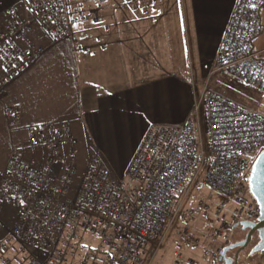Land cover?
Listing matches in <instances>:
<instances>
[{
  "label": "built area",
  "instance_id": "built-area-1",
  "mask_svg": "<svg viewBox=\"0 0 264 264\" xmlns=\"http://www.w3.org/2000/svg\"><path fill=\"white\" fill-rule=\"evenodd\" d=\"M19 1L53 44L69 39L83 22L101 24V14L109 4V0ZM155 2L115 0L113 5H136L144 10L147 3ZM250 3L257 7H250ZM263 8L264 0L235 1L210 74L228 75L262 96L264 50L256 49L255 42L263 31ZM0 37L11 40L7 46L0 44L1 86L25 73L45 49L35 42L30 20L14 7L8 9L7 21L0 24ZM201 111L205 115L203 134ZM13 113L6 112V118L18 126L20 114ZM262 151L264 117L207 88L185 122L149 127L119 180L114 179L109 162L101 155L82 163V151L69 124L31 127L25 141L12 146L4 183L10 186L9 180L24 181V172L43 167L54 170L56 180L47 181L48 189L31 197L25 195L28 203L23 208L0 190V211L6 203L18 207L17 223L11 230L4 233L0 221V264H68L70 256L88 239L96 241L99 251L113 264H144L145 253L150 248L154 254L158 252L175 228L182 231L177 245L180 252L199 247L196 226L203 222L208 228L206 237L220 246L204 248L205 257L218 261L230 245L231 232L242 222H257L260 217L248 179L254 158ZM200 184L207 197L186 208L190 193ZM41 199L45 201L42 205L38 203ZM85 249L83 264L102 261L90 253L91 248ZM34 250L47 253L40 258L31 254Z\"/></svg>",
  "mask_w": 264,
  "mask_h": 264
},
{
  "label": "crops",
  "instance_id": "crops-1",
  "mask_svg": "<svg viewBox=\"0 0 264 264\" xmlns=\"http://www.w3.org/2000/svg\"><path fill=\"white\" fill-rule=\"evenodd\" d=\"M235 1L156 0L142 10L136 5L115 8V0H109L101 24L83 22L69 39L49 45L39 21L19 0H0V24L7 21L8 9L16 8L30 20L35 42L45 49L25 73L0 86V172L5 174L12 146L25 141L27 129L67 123L82 156L105 157L114 179H122L149 127L181 124L191 116ZM261 37L255 47L263 51L257 46ZM9 110L20 114V125L6 118ZM17 213L13 203L4 205L3 229L14 227ZM196 229L200 246L181 252V228L171 231L175 247L166 255L167 264L220 262L205 257L204 248H220L206 237L205 222ZM93 242L88 239L86 245ZM158 252L150 248L144 264H153Z\"/></svg>",
  "mask_w": 264,
  "mask_h": 264
},
{
  "label": "rangeland",
  "instance_id": "rangeland-1",
  "mask_svg": "<svg viewBox=\"0 0 264 264\" xmlns=\"http://www.w3.org/2000/svg\"><path fill=\"white\" fill-rule=\"evenodd\" d=\"M21 8L25 9V6L21 4ZM262 11L263 12L261 14V17L264 22V8ZM263 27H264V23H263ZM44 39L47 40L46 37H44ZM52 44H53L52 42H49V45H52ZM257 46L264 48V34L259 39ZM189 72L190 74L195 73V68L192 62L191 64L189 62ZM200 88L201 90H205L207 88L209 91H212L213 93L222 97L223 99L230 101L232 103H235L243 108H246L247 110H250L251 112H254L264 117V97L260 93L246 87L243 84L236 82L235 80L230 78L228 75H225L223 73H216L215 75H210L202 82V84L200 85ZM204 116H205L204 112L201 111L199 115V125H200V130L202 134L204 133V130H205V117ZM81 160H82V163L87 164L90 159L85 158V156L83 155L81 157ZM206 197H207V191L203 189L200 184L196 187V189H194L190 193L186 201L185 207L190 208V207L197 206ZM8 207L11 208V211H12L11 214L14 215L15 207L10 204L8 205ZM12 228L13 226L5 228L4 233L5 231H9ZM231 235L232 236H231L230 245L244 240L246 233L242 231L241 227H238L231 232ZM257 243H258V238L257 236H255L252 244L239 255L238 264H264V260H260L262 257H264V251L257 253V254H252V250ZM90 246H91L90 253L102 259V261L97 262V264H104L106 261L109 262L110 264H113L110 258H108V260L106 259L107 254H104L103 252L99 251L97 242L90 243ZM174 247H175L174 236L172 235V233H170L169 236L167 237V240L165 241L164 246L161 248V250H159L158 252L159 254L153 264H167L169 260L166 259V255L168 253H171L174 250ZM93 249H95V251H93ZM30 252L32 255H36V257L38 256L40 258H44L45 253H47V252H42V251H37V250L30 251ZM86 253L87 252H86L85 247L78 248L77 251L74 254H72L70 258L68 259V264H83V260H84V257L86 256ZM235 256H236V251H231L227 254V257L229 259H234ZM102 257H105V258H102ZM93 263L94 261H92V264ZM218 264H221V263L218 262Z\"/></svg>",
  "mask_w": 264,
  "mask_h": 264
},
{
  "label": "water",
  "instance_id": "water-1",
  "mask_svg": "<svg viewBox=\"0 0 264 264\" xmlns=\"http://www.w3.org/2000/svg\"><path fill=\"white\" fill-rule=\"evenodd\" d=\"M248 185L250 194L259 207L260 217L257 222L244 221L240 224L246 236L244 240L223 249L219 260L221 264H238L239 255L252 244L255 236L258 238V243L253 248L252 254L264 251V151L257 156L252 165ZM231 251H236L235 260L227 257Z\"/></svg>",
  "mask_w": 264,
  "mask_h": 264
},
{
  "label": "snow or ice",
  "instance_id": "snow-or-ice-1",
  "mask_svg": "<svg viewBox=\"0 0 264 264\" xmlns=\"http://www.w3.org/2000/svg\"><path fill=\"white\" fill-rule=\"evenodd\" d=\"M125 2H128V0H125ZM29 3H31V0H29ZM236 3L239 4L240 0H236ZM249 6L253 8L257 7V5L254 3H250ZM9 42H11L10 39L6 41L3 37H0V44L7 46V43ZM0 50H3V49H0ZM13 115L15 116L16 113H13ZM225 142L227 141L225 140ZM237 147L239 148L240 145H237ZM242 154H243V150L237 153L238 156ZM22 175L25 178L24 181L18 180L16 183H12L9 180L8 184L10 186H6L4 183L5 174L3 172H0V190L7 193L8 194L7 198L11 201H15L21 208H23L28 203V201L24 198L25 195H27L28 197H31L37 191L48 189L49 185L47 184V181L51 180L53 181V183H55V180H56V175H55L54 170L50 171L49 168L47 167H43L42 169H32L31 171L24 172ZM41 177H43V179H41ZM137 179H139V177H137ZM37 184L40 185L39 188H37ZM57 191H58V188L50 190L49 195H53ZM2 202L3 200L0 199V203ZM38 203L42 205L45 203V201L41 199ZM83 247L87 248L88 245H84ZM93 251H95V249H93Z\"/></svg>",
  "mask_w": 264,
  "mask_h": 264
},
{
  "label": "trees",
  "instance_id": "trees-1",
  "mask_svg": "<svg viewBox=\"0 0 264 264\" xmlns=\"http://www.w3.org/2000/svg\"><path fill=\"white\" fill-rule=\"evenodd\" d=\"M256 158H257V157L254 158V161H255ZM254 161H253V162H254Z\"/></svg>",
  "mask_w": 264,
  "mask_h": 264
},
{
  "label": "flooded vegetation",
  "instance_id": "flooded-vegetation-1",
  "mask_svg": "<svg viewBox=\"0 0 264 264\" xmlns=\"http://www.w3.org/2000/svg\"><path fill=\"white\" fill-rule=\"evenodd\" d=\"M235 257H236V256H235ZM233 260H235V258H234Z\"/></svg>",
  "mask_w": 264,
  "mask_h": 264
}]
</instances>
